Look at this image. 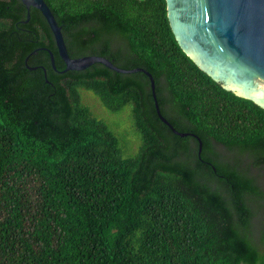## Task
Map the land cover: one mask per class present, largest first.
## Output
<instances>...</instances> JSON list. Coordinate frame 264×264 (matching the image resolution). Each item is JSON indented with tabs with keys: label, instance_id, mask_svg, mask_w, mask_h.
I'll use <instances>...</instances> for the list:
<instances>
[{
	"label": "trees",
	"instance_id": "obj_1",
	"mask_svg": "<svg viewBox=\"0 0 264 264\" xmlns=\"http://www.w3.org/2000/svg\"><path fill=\"white\" fill-rule=\"evenodd\" d=\"M44 1L71 59L147 71L194 137L145 74L64 72L42 14L0 0V264H264V109L185 55L165 0Z\"/></svg>",
	"mask_w": 264,
	"mask_h": 264
},
{
	"label": "water",
	"instance_id": "obj_2",
	"mask_svg": "<svg viewBox=\"0 0 264 264\" xmlns=\"http://www.w3.org/2000/svg\"><path fill=\"white\" fill-rule=\"evenodd\" d=\"M27 10H38L45 18L66 71H81L101 64L115 72H141L150 81L151 94L159 120L175 135L177 132L160 114L152 76L143 69L123 70L98 56L71 59L60 27L44 0H20ZM171 31L185 55L213 81L236 96L251 100L264 109V0H165ZM52 67L54 59L49 52ZM32 68L31 70H34ZM201 143H199V153Z\"/></svg>",
	"mask_w": 264,
	"mask_h": 264
},
{
	"label": "rangeland",
	"instance_id": "obj_3",
	"mask_svg": "<svg viewBox=\"0 0 264 264\" xmlns=\"http://www.w3.org/2000/svg\"><path fill=\"white\" fill-rule=\"evenodd\" d=\"M82 96L84 103L93 108L94 114L100 118H104L109 123H115L113 127L117 132L126 133V152L134 154L137 151L136 148L138 146V141L133 137L131 132L129 133L128 131L130 119L128 118L126 110L120 114L113 115L104 109L97 97H95L92 93L84 92ZM127 144H129V146Z\"/></svg>",
	"mask_w": 264,
	"mask_h": 264
}]
</instances>
